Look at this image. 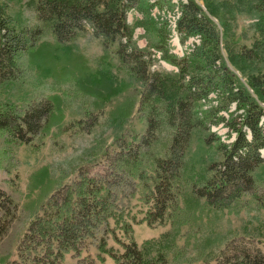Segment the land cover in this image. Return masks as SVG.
Listing matches in <instances>:
<instances>
[{
  "label": "trees",
  "instance_id": "obj_1",
  "mask_svg": "<svg viewBox=\"0 0 264 264\" xmlns=\"http://www.w3.org/2000/svg\"><path fill=\"white\" fill-rule=\"evenodd\" d=\"M29 2L35 25L13 22L0 0V86L21 89L50 78L57 91L0 100V264H69L68 255L71 264H104L107 257L113 264H181L188 248L202 264H264V245L204 230L215 217L264 213V179L253 175L264 162V71L248 72L245 86L226 65L251 67L258 56L253 48L221 38L195 0ZM257 5L264 10V0ZM153 7L177 8L173 31L167 20L151 16ZM131 10L141 15L135 24L154 36L150 50L133 39ZM262 20L257 25L264 29ZM88 28L101 41L95 67L72 45ZM172 32L181 45L191 37L197 41L178 55ZM154 61L174 69H154ZM67 82L92 97L97 112L85 109L84 118L65 124L68 103L59 90ZM106 106L112 124L136 114L143 131L130 140L119 136L115 147L76 169L72 179L40 165L23 191L15 149L37 151L46 138L70 129L90 132ZM212 127L225 129L223 139ZM194 133L206 146L215 144L221 159L201 169L188 164ZM142 222L168 226L137 242L133 225Z\"/></svg>",
  "mask_w": 264,
  "mask_h": 264
},
{
  "label": "rangeland",
  "instance_id": "obj_2",
  "mask_svg": "<svg viewBox=\"0 0 264 264\" xmlns=\"http://www.w3.org/2000/svg\"><path fill=\"white\" fill-rule=\"evenodd\" d=\"M29 1L6 0L7 11L16 24L35 25L37 23ZM177 1L171 0L174 3ZM195 2L216 25L221 38L224 36L232 40L234 43L228 41L231 45L253 48L258 55L257 59L251 62V67H248L246 63L237 70L231 64L226 63L239 80L247 86L245 76L248 72L254 74L264 71V29L257 25L264 18V10L260 5H257L258 0H195ZM176 11L177 8L174 9L175 13H173L169 10L160 11L153 7L151 16L155 19L167 20L173 31L177 16ZM139 19H141V15L136 10L127 13V22L133 27V39L136 45L141 49L150 50L149 41H153L154 36L152 32H145L143 25L135 24ZM170 39L172 51L178 55H182L185 49L197 41L196 38L191 37L185 45H181L175 32H172ZM41 40L51 41L52 38L43 36ZM72 45L87 58L91 67L96 66V58L102 52L101 41L100 38L92 34L89 28L81 32L74 39ZM222 52L226 57L227 51L222 48ZM153 68L159 70L174 69L162 61H154ZM116 72L119 77L128 79L122 69H118ZM134 83L136 82L134 81ZM33 85V87L25 86L21 89L14 84L0 86V100L17 101L19 98L28 97L33 92L50 95L57 91L50 78L37 79ZM247 88L252 92L249 87ZM59 92L68 103L64 110L63 122L65 124L84 118L83 111L85 109L97 112L91 105L92 97L79 93L71 83L63 84ZM260 104L264 106V103L260 102ZM109 109L110 107L106 106L98 112V122L90 132H78L70 129L56 139L46 138L37 151H32L24 145L18 146L15 153L19 161L17 170L20 176L21 189L25 191L28 174L40 165L47 164L51 175L67 174L68 179H72L75 177L76 169L98 162L105 149L115 147V140L119 136L122 135L130 140L132 135L143 131L144 125L137 119L136 114L122 122L117 121L112 124L108 116ZM212 129L217 130L223 139L224 128L212 127ZM261 153L264 156V150ZM185 157L188 164H194L196 169H201L209 162L220 160L221 154L216 149L215 144L206 146L200 135L194 133L185 152ZM253 175L257 181L264 179V162L254 170ZM3 177L5 176L0 170V182ZM134 210L140 212L137 213L138 217L142 216L143 206L140 205ZM226 219L230 220V225L227 224ZM167 226L149 227L145 222H142L133 225V234L137 242H140L144 238L157 237L160 232L166 230ZM204 230L205 232L209 230L220 232L227 240L236 236H243L254 240L259 245H264V213L256 210H243L237 215L215 217L208 222ZM178 244H182L181 240H178ZM191 261H193L192 264H202V259L197 255V252L193 248H188L181 264H191ZM67 262L69 264L74 262L70 255L67 256ZM211 263L218 264L215 260H212Z\"/></svg>",
  "mask_w": 264,
  "mask_h": 264
},
{
  "label": "crops",
  "instance_id": "obj_3",
  "mask_svg": "<svg viewBox=\"0 0 264 264\" xmlns=\"http://www.w3.org/2000/svg\"><path fill=\"white\" fill-rule=\"evenodd\" d=\"M144 239H145V238H144ZM135 240H136V239H135ZM142 240H143V239H142ZM142 240H141V241H142ZM136 241H137V240H136ZM138 242H139V241H138ZM104 264H113V261H112L111 258H108V257H107V258L105 259V263H104Z\"/></svg>",
  "mask_w": 264,
  "mask_h": 264
}]
</instances>
